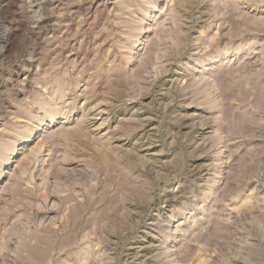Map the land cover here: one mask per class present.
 I'll list each match as a JSON object with an SVG mask.
<instances>
[{
  "label": "rangeland",
  "instance_id": "obj_1",
  "mask_svg": "<svg viewBox=\"0 0 264 264\" xmlns=\"http://www.w3.org/2000/svg\"><path fill=\"white\" fill-rule=\"evenodd\" d=\"M0 264H264V0H0Z\"/></svg>",
  "mask_w": 264,
  "mask_h": 264
},
{
  "label": "bare ground",
  "instance_id": "obj_2",
  "mask_svg": "<svg viewBox=\"0 0 264 264\" xmlns=\"http://www.w3.org/2000/svg\"><path fill=\"white\" fill-rule=\"evenodd\" d=\"M3 32H4V33H2L3 35H2L1 38H3V42H5L6 40H5L4 38H5V35H6V29H5Z\"/></svg>",
  "mask_w": 264,
  "mask_h": 264
}]
</instances>
